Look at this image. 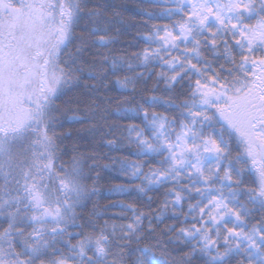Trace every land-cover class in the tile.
Returning a JSON list of instances; mask_svg holds the SVG:
<instances>
[{"label":"snow or ice","instance_id":"6c2138e0","mask_svg":"<svg viewBox=\"0 0 264 264\" xmlns=\"http://www.w3.org/2000/svg\"><path fill=\"white\" fill-rule=\"evenodd\" d=\"M127 11L0 0V264H264V0Z\"/></svg>","mask_w":264,"mask_h":264},{"label":"trees","instance_id":"16d2710c","mask_svg":"<svg viewBox=\"0 0 264 264\" xmlns=\"http://www.w3.org/2000/svg\"><path fill=\"white\" fill-rule=\"evenodd\" d=\"M118 3H123L127 5L128 11L125 12V18L129 23V27L125 32V36L128 38L127 40H131L132 37L135 35L136 31L140 27L141 17L138 15L137 5L141 2V0H117ZM73 93H69V96H72ZM71 115V113H69ZM79 125L72 124L70 122H66L65 124V131H73L75 133L76 128ZM70 143V142H69ZM102 203H107V200L101 201Z\"/></svg>","mask_w":264,"mask_h":264},{"label":"bare ground","instance_id":"6f19581e","mask_svg":"<svg viewBox=\"0 0 264 264\" xmlns=\"http://www.w3.org/2000/svg\"><path fill=\"white\" fill-rule=\"evenodd\" d=\"M128 38L125 36V34L122 36V40H124V41H128L127 40Z\"/></svg>","mask_w":264,"mask_h":264}]
</instances>
